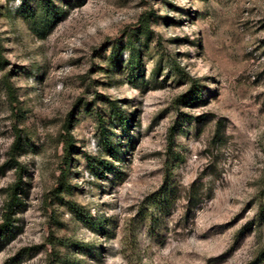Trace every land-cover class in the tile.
Instances as JSON below:
<instances>
[{"label": "rangeland", "instance_id": "rangeland-1", "mask_svg": "<svg viewBox=\"0 0 264 264\" xmlns=\"http://www.w3.org/2000/svg\"><path fill=\"white\" fill-rule=\"evenodd\" d=\"M53 2L0 0V264H264V0Z\"/></svg>", "mask_w": 264, "mask_h": 264}, {"label": "trees", "instance_id": "trees-1", "mask_svg": "<svg viewBox=\"0 0 264 264\" xmlns=\"http://www.w3.org/2000/svg\"><path fill=\"white\" fill-rule=\"evenodd\" d=\"M41 6L43 8V12L40 16V19H37L36 13L34 12V10H31V8L29 7H25V8L23 7L25 10V16L29 19L31 23L35 22L37 23V25H39L40 21L42 20L48 21L51 18L50 13L58 12L57 7L54 4L53 0H41ZM141 20L143 21V24H144V27L142 28V30H145V31L148 30V20L146 19V17L144 16ZM130 53H131L130 55L132 56V51H130ZM5 62H6V59L3 55L2 46L0 43V69L3 67ZM111 111L112 113L117 114L118 118L121 121H124L125 117L122 114V110L114 102H111ZM97 122L99 124L102 122V118L100 116H98ZM60 137H61V140L63 141V151H64L63 162L66 165L71 159V154H72V150L74 147L73 136L70 130L67 129L66 126H64L63 132H61ZM100 137H101L104 147L108 149V147L111 144L108 140V137L106 136V133L103 131L100 134ZM20 138H21V135L18 132H16L15 140L10 147L9 157L7 160V162L14 167L15 178L11 183H9L6 186V199L2 207L3 213H2V220L0 222V235L7 233L11 229L12 222L14 220L13 215L15 214L17 208L21 206L23 203L21 194L24 192L23 173L25 171V168L16 159V151H18L20 147ZM98 161H101V160L98 159L97 162ZM65 174H66V171L64 169L61 171V174L59 175L57 179V186L54 189L57 195L61 191L65 189H69L71 187L65 177ZM65 204L68 206V208L71 210V212L75 216L85 221L86 220L92 221L96 225V222L93 221V216L90 214L87 207L80 205L73 200H66Z\"/></svg>", "mask_w": 264, "mask_h": 264}]
</instances>
